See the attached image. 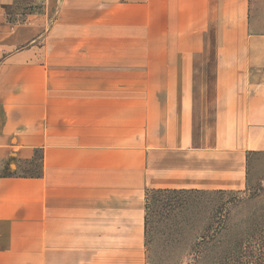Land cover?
Returning a JSON list of instances; mask_svg holds the SVG:
<instances>
[{"label":"crops","instance_id":"1","mask_svg":"<svg viewBox=\"0 0 264 264\" xmlns=\"http://www.w3.org/2000/svg\"><path fill=\"white\" fill-rule=\"evenodd\" d=\"M243 1L45 0L11 29L0 8V264H146L145 192L245 188L264 153V30L196 46ZM139 15L145 54L176 55L161 69L179 75L123 95L139 85L137 39L107 24Z\"/></svg>","mask_w":264,"mask_h":264},{"label":"rangeland","instance_id":"2","mask_svg":"<svg viewBox=\"0 0 264 264\" xmlns=\"http://www.w3.org/2000/svg\"><path fill=\"white\" fill-rule=\"evenodd\" d=\"M44 1L0 0L1 25L11 29L23 24L27 16L42 11ZM261 14H264L261 0H244L242 5L233 8L228 21L203 23L202 38L197 40L196 46L241 45L245 34H261L264 30ZM144 19L139 15L136 23L107 24V33L112 37L130 34L137 39L139 85L123 86V95L144 96L152 92V87L145 85L146 80L177 81L179 75L174 66L161 69L164 59L176 55L145 54L150 40L146 39L149 25ZM111 26L116 27L111 30ZM177 41L168 40L165 47L169 50ZM186 41V46L195 43L193 39ZM157 45L162 47L161 42ZM147 57L148 61H153V69L146 65ZM18 171L32 175L33 161L21 164ZM248 171L249 182L241 190L145 192L140 233L146 264H264V153L250 157ZM123 221H126L124 216ZM132 226L129 224V228ZM134 234L133 230L122 231V238H132Z\"/></svg>","mask_w":264,"mask_h":264}]
</instances>
